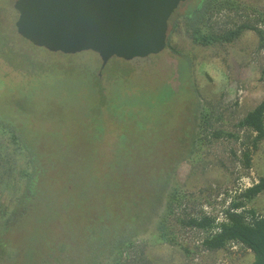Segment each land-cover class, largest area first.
<instances>
[{
	"label": "rangeland",
	"instance_id": "obj_1",
	"mask_svg": "<svg viewBox=\"0 0 264 264\" xmlns=\"http://www.w3.org/2000/svg\"><path fill=\"white\" fill-rule=\"evenodd\" d=\"M15 2L0 0V264H253L241 243H203L231 209L264 213V193L243 197L264 176V139L246 168L243 132L211 135L264 100L256 31L217 39L243 21L264 29V0H214L196 27L185 15L201 0H187L162 52L103 71L95 52L19 35ZM204 216L213 228L190 225Z\"/></svg>",
	"mask_w": 264,
	"mask_h": 264
},
{
	"label": "water",
	"instance_id": "obj_2",
	"mask_svg": "<svg viewBox=\"0 0 264 264\" xmlns=\"http://www.w3.org/2000/svg\"><path fill=\"white\" fill-rule=\"evenodd\" d=\"M187 0H16L17 32L50 52L144 59L167 46L169 20ZM101 75V73H100Z\"/></svg>",
	"mask_w": 264,
	"mask_h": 264
},
{
	"label": "trees",
	"instance_id": "obj_3",
	"mask_svg": "<svg viewBox=\"0 0 264 264\" xmlns=\"http://www.w3.org/2000/svg\"><path fill=\"white\" fill-rule=\"evenodd\" d=\"M212 1L214 0H201L197 9L187 12L185 18L188 22V25L196 27L194 26V23L202 20V18L205 16V12L208 10V5ZM245 28L256 31L259 36L258 47L260 50L264 51V29L259 28L255 24H250L249 21H243L235 29H225L223 32L221 31L217 39L231 41L238 36L242 29ZM202 33L203 32H201L199 29H196L194 33L195 39L198 40V34L202 35ZM201 38L203 39L202 41H205L207 39V35H203ZM261 79L264 81V63L261 68ZM134 95L135 94H132L130 96ZM203 117L205 120L204 128L207 130L213 114L210 111L209 113L203 115ZM0 125L5 127V124H3L1 121ZM235 126L238 129L237 131L215 129L211 132V135L216 138L225 137L228 139L240 140L242 139L240 131L243 132V137H246L244 165L246 168H250L251 153L257 149L258 143L264 139V100L255 108L250 110L243 118H241ZM254 133L255 136H253ZM13 140L15 142H19V139H17L16 136H14ZM27 179L28 182L24 196L19 199L18 203L16 204L17 206L13 211L17 214L22 212L21 207L23 204H25V200L33 198L35 192L34 186L38 179L37 175L31 172L29 173ZM260 193H264V176H262L257 183L253 184V186L246 189L243 197L246 199H252ZM241 206H243V203H236L234 205L235 208H239ZM251 212V220H249L245 211H239L238 209L229 210L227 212L226 220L218 225L219 230L215 233H212L204 240V246L211 250H219L226 247L230 242H238L245 245L253 252V264H264V213L262 215L256 216L254 211ZM189 223L190 225L199 227L201 229L213 228L215 226V218L208 216H204L200 219L192 218L190 219Z\"/></svg>",
	"mask_w": 264,
	"mask_h": 264
}]
</instances>
